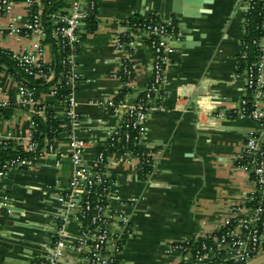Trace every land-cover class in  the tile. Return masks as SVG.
<instances>
[{
    "label": "crops",
    "instance_id": "obj_1",
    "mask_svg": "<svg viewBox=\"0 0 264 264\" xmlns=\"http://www.w3.org/2000/svg\"><path fill=\"white\" fill-rule=\"evenodd\" d=\"M173 1L99 0L95 29L88 30L89 22L82 28L83 42L77 58L80 83L75 92L78 124L74 131L76 137L86 141L88 164L125 117L124 110L109 115L101 105L123 89L116 78L123 59L131 61L135 72L130 99L137 97V92L141 95L152 77L148 37L125 28L124 20L154 14L173 19L177 25V40L170 42L175 47L167 71L165 110L150 116L147 135L139 143L156 155L148 178L139 177L137 157L117 151L109 156L107 172L113 182L110 209L105 213L109 239L101 255L103 259L115 258V264L209 262L212 255L201 263L193 262L191 254L175 252L174 243L190 238L215 242L222 222L232 213L230 206L248 205L255 190L251 174L238 166L237 158L249 135L264 137V116L261 122L216 116L218 110L234 109L248 96L245 68L240 70L239 65L245 1L192 0L200 2L197 5L180 0L182 9L200 12L194 18L173 15ZM14 2L10 14H0V46L20 52L31 49L34 39L13 35L10 19L24 26L31 9L25 0ZM124 31L133 40V47L115 44ZM45 43L43 60L51 63L52 46ZM20 96L19 81L7 68H0V99L16 105L9 118L0 113L1 137L25 139L36 105L57 113V119L63 122L62 132L57 136L56 155L11 169L0 182V264H33L50 255L62 225L75 242L67 245L61 263L88 264L87 252L81 254L75 245L85 232L87 240L93 241L97 230L83 225L78 208L64 200L73 178L72 127L65 107L50 89L36 90L33 104L26 108L17 104ZM261 108L264 112V102ZM120 216L132 224V236L125 234ZM26 223L37 228L21 225Z\"/></svg>",
    "mask_w": 264,
    "mask_h": 264
},
{
    "label": "built area",
    "instance_id": "obj_2",
    "mask_svg": "<svg viewBox=\"0 0 264 264\" xmlns=\"http://www.w3.org/2000/svg\"><path fill=\"white\" fill-rule=\"evenodd\" d=\"M30 6V19L24 25H17L14 19H10L9 27L11 33L17 37L34 39L32 48L14 52L20 67L25 73L35 77H43L49 80L54 77L53 70L48 72L44 69L48 64L43 60L45 40L47 32L45 27V15L48 5L52 0H25ZM262 7V21L260 35L251 38L249 29L250 20L247 13L252 8V0L246 4L244 20V37L242 40L241 56L248 58L250 50L254 48V57L245 67L246 88L248 96L242 98L239 104L231 110H218L216 116L222 119H243L250 118L261 122L264 112L261 103L264 102V0ZM15 2L13 0H0V14H10ZM99 0H72L67 8L55 11H48L47 15L52 21V35L56 40L58 52L61 55L63 70L58 75L61 85L50 88V93L57 95L58 87H66L69 94L60 103L65 107L66 118L71 131V161L73 164V178L64 198L65 203L70 207H77L79 210V221L91 228H96L94 240L89 242L86 232L80 242L75 245L82 254L86 253L88 264H115V258L103 259L102 248L109 239L106 228L105 213L109 208V197L111 194L112 181L109 179L107 164L109 149L114 152H124L139 159L138 170L155 163L156 155L152 150L139 147V143L147 135V120L156 112L164 111V99L167 95V71L170 66V55L174 47L170 42L176 35L177 25L173 19L160 18L154 14L144 16L142 21H134V17L124 20L125 28L136 30L146 34L149 46L153 54L152 77L143 92L142 96L130 102V95L135 90L134 67L130 60L123 59L116 78L123 87L132 89L125 99L117 100V96L107 98L101 105L109 115H115L122 109L125 117L121 124L112 130L109 142L102 148L96 157L90 162H85L84 139L75 135L74 126L78 124L76 106V88L80 83V76L77 72V58L80 55L83 42L82 28L87 26L91 18L97 14ZM127 31L116 38L115 44L119 47H133L134 42L128 37ZM127 38V39H126ZM21 86V96L18 105L26 108L33 104L35 89H27ZM10 102L0 99L2 107L9 106ZM33 127V122H32ZM134 135L133 148L129 142ZM0 138H4L1 137ZM14 139V138H13ZM25 144L27 151L37 149V142L33 141L32 128L25 139H17ZM57 136L46 141L39 150V157L56 155ZM33 164L26 158H11L0 165V182L11 169L23 168ZM240 168L251 174L255 184V190L250 197L248 205L234 204L230 206L232 212L222 222L220 231L215 242L208 239L190 238L177 241L173 250L180 254H191L193 262L201 263L206 256L212 255L209 262L205 264H246L264 252V137L260 138L253 134L245 140L242 154L237 158ZM149 173L147 174V177ZM136 201V199H133ZM125 226V234L132 236V224L125 216H120ZM86 226V225H85ZM58 239L55 242L50 255L34 260L33 264H62L61 259L67 245L74 244V238L69 234L65 226L57 230ZM227 246L228 250L224 247ZM120 246L116 245V251ZM187 264V263H183Z\"/></svg>",
    "mask_w": 264,
    "mask_h": 264
},
{
    "label": "trees",
    "instance_id": "obj_3",
    "mask_svg": "<svg viewBox=\"0 0 264 264\" xmlns=\"http://www.w3.org/2000/svg\"><path fill=\"white\" fill-rule=\"evenodd\" d=\"M13 1H22V0H13ZM245 5L249 0H244ZM263 2L260 0H252V8L248 10L247 18L250 20L249 29L251 32L250 37H258L260 35V25L262 21V6ZM69 6V0H52L50 5H48V8L46 10V15L48 11H57L61 10L65 7ZM45 15V27L47 32V43H50L52 46V50L54 53V60L51 63H48L45 65L44 69L48 72H51L53 70L54 77L50 78L49 80H45L43 77H35L33 75H29L24 72V70L20 67L18 60L14 57V53L12 50L8 48H4L0 46V68L4 69L7 68V71L13 75L19 83L26 86L27 89H47L49 90L52 86L55 85H61L58 81V75L63 70V66L61 65V55L58 52V46L56 44V40L52 35V21L51 19ZM97 15V14H96ZM96 15H94L91 20L89 21V27L88 30L92 31L96 27ZM143 17H135L134 21H142ZM127 39V38H126ZM254 57V48L250 50V54L248 58H243L240 56V70H243L248 63L253 59ZM132 89L123 87L121 92L117 96V100L125 99L126 95L131 91ZM69 94V90L66 89V87L59 88L57 90L56 97L59 100H62L66 95ZM143 93H141L142 96ZM139 96L132 97L130 102L136 101ZM16 105L10 103L7 107H2L0 105V113L5 117L9 118L14 110ZM32 134H33V141L37 142L38 147L34 151H27L25 148V144L18 141L17 139L13 138H0V165L5 163L7 160L11 158H26L31 162H36V159L39 155V150L45 145L46 141L51 140L54 136H58L59 133L62 132V127L60 125L63 123L57 119V113L50 109V108H44L41 105H36L35 109L32 112ZM134 135L132 139L129 142V147L133 148L134 145ZM114 152V149H109L106 154H112ZM151 167L146 165L144 168L138 170L139 177L141 179H147V174L150 172ZM110 179V178H109ZM111 180V179H110ZM88 225L87 223L85 224Z\"/></svg>",
    "mask_w": 264,
    "mask_h": 264
},
{
    "label": "water",
    "instance_id": "obj_4",
    "mask_svg": "<svg viewBox=\"0 0 264 264\" xmlns=\"http://www.w3.org/2000/svg\"><path fill=\"white\" fill-rule=\"evenodd\" d=\"M185 2V4H197L200 5V2H195L192 0H183ZM183 2H180V0H174L173 1V10H172V14L173 15H181L182 17L185 18H194V17H199V11H195L191 8H184L182 9L181 5ZM163 11V10H162ZM176 35H174L172 37L173 41L177 40ZM171 46L175 47V45L171 44ZM135 96H139V92H137L135 94ZM22 226L28 227V228H37L36 225L30 224V223H26V224H21ZM82 254V253H81ZM84 264H86L84 262ZM246 264H264V252L262 254H260L258 257L252 259L251 261L247 262Z\"/></svg>",
    "mask_w": 264,
    "mask_h": 264
}]
</instances>
